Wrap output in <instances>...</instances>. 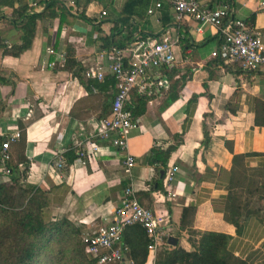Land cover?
Listing matches in <instances>:
<instances>
[{
  "label": "crops",
  "instance_id": "obj_1",
  "mask_svg": "<svg viewBox=\"0 0 264 264\" xmlns=\"http://www.w3.org/2000/svg\"><path fill=\"white\" fill-rule=\"evenodd\" d=\"M46 1L0 0V44L21 41L22 32L11 23L17 9L42 12L50 3ZM262 1L232 0V8L237 18L264 35ZM154 2L59 0L55 15L37 20L28 49L14 56L0 48V129L21 132L11 145L15 173L20 183L46 191L47 220L66 217L88 231L111 218L124 189L133 184L139 202L164 216L167 242L172 236L175 245L194 251L211 237L212 258L229 253L246 264H264L263 210L243 217L239 233L224 217L233 156L244 155L248 168L264 167V123H256V116L264 121V70L243 69L213 57L221 40L214 26L187 17L176 24L167 2L148 14ZM116 28L126 36H158L165 30L179 36L170 69L175 74L166 87L143 96L144 111L135 118L137 125L128 139V153L135 159L129 173L124 171L125 153L97 137V125L109 115L114 96L110 48L101 38ZM68 53L84 72L102 64L105 77L88 79L83 72L82 82L64 66ZM171 145L175 149L165 165L150 162L153 148ZM68 150L75 158L60 171L54 165L57 155ZM79 151H86L84 163ZM169 165L179 168L172 183L174 197L163 187ZM154 257L147 255L143 264H154Z\"/></svg>",
  "mask_w": 264,
  "mask_h": 264
},
{
  "label": "built area",
  "instance_id": "obj_2",
  "mask_svg": "<svg viewBox=\"0 0 264 264\" xmlns=\"http://www.w3.org/2000/svg\"><path fill=\"white\" fill-rule=\"evenodd\" d=\"M213 1L218 3L212 5ZM163 2L171 6L176 24L187 17L217 29L221 40L212 52L213 57L220 58L225 64L237 63L243 69L264 70V35L252 24L237 18L232 6L224 4L225 1L155 0L147 13L153 14L154 10L161 8ZM261 8L264 9V1L261 2ZM100 13L106 15L105 10ZM178 43V34L165 30L158 36L136 35L128 47L111 48L107 52L110 60L109 74L115 79L114 96L109 115L97 125V137L109 140L114 147L125 153L123 166L126 173L135 165L134 157L128 153L129 135L137 125L127 108L130 93L135 89L141 96H151L169 84L164 70L175 64L174 48ZM49 52L54 53L52 49ZM84 75L88 79H103L106 74L103 65L97 63L87 68ZM90 89L96 91L94 86H90ZM20 138V130L0 129V184L10 182L15 172L11 145ZM78 155L84 163L86 151H79ZM54 165L60 171L67 168L63 153L57 155ZM17 166L22 168V164ZM178 171L176 165H169L164 170L163 187L168 197L176 195L172 183ZM163 222L164 216L157 215L139 202L134 186L130 184L124 189L111 218L83 232L84 252L96 260L97 264L124 263L130 259V248L123 239L124 231L129 226L140 225L149 239L148 255L156 254L168 245V233Z\"/></svg>",
  "mask_w": 264,
  "mask_h": 264
},
{
  "label": "trees",
  "instance_id": "obj_3",
  "mask_svg": "<svg viewBox=\"0 0 264 264\" xmlns=\"http://www.w3.org/2000/svg\"><path fill=\"white\" fill-rule=\"evenodd\" d=\"M223 1L227 6H232V0ZM46 2L50 3L42 12L25 6L14 12L11 23L22 32L21 41L12 46L0 44L3 53L16 56L30 47L37 20L45 14L55 15L54 10L59 5V0ZM214 3L218 2H211L212 5ZM60 9L66 10L62 5ZM179 31L181 32V28ZM135 36L136 34L123 35L121 30L116 28L101 40L110 49H123L132 43ZM182 39L187 40L185 34ZM64 66L84 82L82 80L84 69L75 61L72 54H67ZM233 66L234 64L231 68ZM170 69L167 72V74L171 72L170 75H166L168 81L171 79L170 76L175 74V70ZM109 83L115 85L113 76L110 77ZM145 105L146 99L135 89L132 90L127 108L131 111L133 119L144 111ZM258 117L256 116V123L263 124V116ZM204 135V143L207 144L208 133L205 128ZM174 149L175 146L172 145L165 150L153 148L150 162H161L165 165ZM64 157L68 167L73 162L75 154L68 150L64 152ZM244 158L245 156L241 154L233 156L224 209L226 221L232 223L238 233L243 217L251 214L261 215L263 208L251 206L255 194L258 193V199H264V167L248 168L244 164ZM18 175L14 172L10 182L0 184V264H97L96 260L84 253L82 242L84 228L74 225L66 217L47 220L44 217V208L47 205L46 191L37 186L20 183ZM256 178L257 181L254 180ZM243 193L246 194L244 201L241 200ZM123 239L130 247L129 258L132 264H143L148 255L149 242L144 228L140 225L127 227ZM211 241V237L204 238L200 248L194 251H186L177 245L174 247L167 245L155 254L154 264H246L242 259L229 253L221 259L212 258L209 253Z\"/></svg>",
  "mask_w": 264,
  "mask_h": 264
},
{
  "label": "rangeland",
  "instance_id": "obj_4",
  "mask_svg": "<svg viewBox=\"0 0 264 264\" xmlns=\"http://www.w3.org/2000/svg\"><path fill=\"white\" fill-rule=\"evenodd\" d=\"M242 173V172H241ZM245 175V174H244ZM240 176V175H239ZM240 177H244V176H240ZM257 181V178L254 179ZM262 191V190H261ZM246 199V194L243 193L242 196H241V200L244 201ZM251 206L253 208H263V211H264V199H258V193L255 194L254 198H252V203H251ZM85 253V252H84ZM86 255V254H85ZM128 262V260L126 261ZM115 264H123V263H115Z\"/></svg>",
  "mask_w": 264,
  "mask_h": 264
},
{
  "label": "water",
  "instance_id": "obj_5",
  "mask_svg": "<svg viewBox=\"0 0 264 264\" xmlns=\"http://www.w3.org/2000/svg\"><path fill=\"white\" fill-rule=\"evenodd\" d=\"M168 241H169L168 243H169L170 245H175V244H176V240H175V238L172 237V236L168 238Z\"/></svg>",
  "mask_w": 264,
  "mask_h": 264
}]
</instances>
